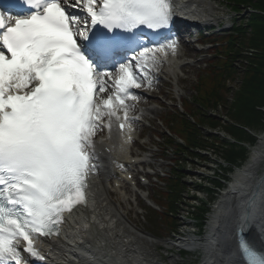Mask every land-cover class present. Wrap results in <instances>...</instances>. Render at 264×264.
Listing matches in <instances>:
<instances>
[{"label": "snow or ice", "instance_id": "6c2138e0", "mask_svg": "<svg viewBox=\"0 0 264 264\" xmlns=\"http://www.w3.org/2000/svg\"><path fill=\"white\" fill-rule=\"evenodd\" d=\"M0 9V264H32L45 260L36 241L59 237L66 214L87 208L98 132L111 134L114 121L131 130L132 90L158 53H175V37L153 47L137 34L169 30L176 4L3 0ZM240 249L247 264H264Z\"/></svg>", "mask_w": 264, "mask_h": 264}, {"label": "rangeland", "instance_id": "374dc122", "mask_svg": "<svg viewBox=\"0 0 264 264\" xmlns=\"http://www.w3.org/2000/svg\"><path fill=\"white\" fill-rule=\"evenodd\" d=\"M215 6L219 7L223 11L230 12V10H229L230 6L223 3L222 0H216ZM227 8H228V10H227ZM248 15H249L248 9L244 8L242 10V14H241V18H244V20L242 19L240 21H242V23H244V22L246 23ZM183 49L187 54L191 55L192 58L184 60V62L186 64H189V65H187L184 69L181 70L183 73L178 70L177 77L179 79H182V80H181V82L177 83L178 87L173 88L175 93H173V94L170 93V95L165 97L164 93L169 92V91L163 87V83L161 82L158 92L155 94H152L151 97L148 98L149 103H151L153 105V108L157 109L158 113H157V115H154L155 119L148 123L147 129H142L140 131L142 133L144 132L145 137L149 138L151 141H154V143L162 141L164 134L168 133L170 130L169 127L167 129L168 121L166 122V120L168 118L167 114H169L171 111L175 112V108L172 107L171 103L177 104V103H179V100H182V102L184 103V106H185L186 100H189L193 103L194 98L197 94L198 79L199 80H201V78L211 79V77L213 75V71H210L211 69L207 70L205 73L202 72L201 69L204 68V65H202V63L207 61V57H204L205 56L204 54L201 56L195 55L197 53V51L193 45H190V39L186 38L184 40V48ZM195 56H197V57H195ZM236 66L239 69V72H238L239 76L236 77L235 79H232V80L229 79L226 81V87L227 88H225L223 90L224 100L222 102V106H219L217 109H213L210 107L209 109H207V112H208V113H206L207 115L211 114L213 116L220 118L221 120L222 119L228 120V121L230 120V118L227 114V110L229 108V106L227 104L229 102L231 105L233 93H235L239 89V84H241L242 75L244 73L243 69H241L242 68L241 63L236 64ZM179 75L182 76V78H180ZM166 84L168 85L167 87L169 89L172 88L171 84L169 82H166ZM205 87H209V85L205 84ZM179 95L181 97H179ZM169 96H171L173 99H175L174 102L173 101L171 102L169 100ZM164 101H166L168 103L170 102V105L165 106ZM252 102L253 101H251V103ZM185 113L191 114V112L189 110H187V108L185 110ZM175 115H177V114H175ZM257 115H259V118L254 120V121H251V113H250L248 122H249L250 126L252 128H254L252 132L260 135L261 132L264 131V112H262V111L258 112ZM164 122H166V123H164ZM231 122H234V121H231ZM215 132L216 133H219V132L222 133V129H217ZM157 136H159V138H157ZM233 136L239 140H247L248 139L247 137H243L241 134L235 133ZM155 147H153V151L151 153H148L147 155L151 154V157H148V160L150 161V164L152 165V167H154L153 171L157 172L160 176L161 175L166 176V177L171 176V178L178 177L180 180L183 179L184 181H187V180L194 179V178H192L193 175H191V173L196 174L195 173L196 171H199L203 174H209V175L213 174V172L211 170L207 169V167L204 166L205 164L206 165L209 164V165H212L214 167L216 166L215 164H212L209 161L210 158L213 160L218 158V157H215V155L213 153L208 154L207 158L205 157L203 159H200L197 157H187L186 158L187 160L184 161L181 156L176 155L177 147L174 145L168 146V149H169L168 156L161 155L162 152H159V150L161 151V147L159 148L158 145H156ZM218 156H219V153H218ZM220 157H224V156L220 155ZM225 158L228 162H232V163L235 162L236 164H241L240 162H243L246 159V157L244 155H242V152L235 147L228 149V151L226 152ZM219 159H221V158H219ZM180 161H181V163H179ZM243 165H245V163ZM182 168H185V170L183 172H181ZM175 169H178L179 171L174 172L173 170H175ZM197 179H200V178L198 177ZM166 183H167V181H165V183L159 182L158 184H155L152 188H148V190L152 194L151 196L154 199L159 196L161 191L166 190ZM189 188H191V187H189ZM189 188H188V190H189ZM187 191L185 192L184 195H187ZM141 206L144 207L145 206L144 203H141ZM129 209H131V207H129ZM139 212H141V210H139L138 208H135V214H132V213L130 214V216L133 219H137L139 221V223L141 224V226L139 225L140 228H137V230L139 232L145 234V235L151 233L153 235L158 236L159 238H161V240H155L156 244H160L161 247L168 246L169 244L167 243V241H168V238L170 236V230L167 228V225L165 224V221L163 220L161 215L156 216V214L154 213L155 216L152 217V213H149V216H148L145 212L143 214L139 215L138 214ZM153 220H154V223L152 222ZM178 221L180 224V219H178ZM121 223H118V224H121ZM128 226L129 225H122V227L120 229H116L117 234L122 235L123 234L122 231L127 232ZM141 227H142V229H141ZM114 231H115V229L113 230V232ZM125 236L129 237L128 234H126ZM127 237H124L126 241L129 239ZM130 239L134 243L137 242V244H135L133 246V250H135L139 253H150L152 255L157 256L158 258L156 261H158V264H175V263H173V260H176V261L181 260L178 255H175V258H172L171 254H168L164 250L151 249L147 240H140L139 241V240H137L138 239L137 237H131ZM150 243H152V242L150 241ZM169 247H171V246H169ZM176 253H178V252H176ZM166 256H168L167 260L162 259L163 257H166ZM142 257H143V255H142ZM153 258L154 257H152V260H153Z\"/></svg>", "mask_w": 264, "mask_h": 264}, {"label": "bare ground", "instance_id": "6f19581e", "mask_svg": "<svg viewBox=\"0 0 264 264\" xmlns=\"http://www.w3.org/2000/svg\"><path fill=\"white\" fill-rule=\"evenodd\" d=\"M203 3L206 8H211V4H209L208 1L205 0ZM148 112L151 114H155L156 111L148 109ZM128 148L129 147H126L124 144H115L114 146L113 159L114 161L116 160L124 164L121 167L127 166L125 164L132 160L131 153ZM261 156V152H257L251 155L250 161L242 171L243 174L238 176L233 190H229L230 192H227V195L224 197V202H221L220 209L222 215L220 216V219L222 220L220 222V229L218 231L216 230V234H220V238L223 242L219 245L221 247L220 250L214 253H208L209 258L214 261L213 264H222L226 263V261L227 264H240L235 260H229V256L231 254H234V247L232 245L231 237L233 228L236 225H243L244 229L246 228V226L250 225V221L249 223L245 222L246 224H244L243 216L246 213H248L249 216L254 214L258 215V217L260 218L259 224L262 225L261 228L264 231V173L260 176L255 175V172H257L256 167L258 165V162L261 160ZM113 175L114 172H112V170L108 166L103 168L102 177L104 181L110 179ZM246 175H253L252 177L255 180H252L250 176L249 180L251 181L246 183ZM117 182L122 185V182ZM124 190L125 193L123 192L122 194L121 192V194L119 195L116 193V191H110L112 194L117 195V200L114 201L109 198L108 193L105 191L104 187L98 185L93 191L95 199L92 200V205L90 206L94 210L92 219H96V221H98L101 216L107 217L108 215L112 214L114 215V217H117L119 214L123 217L125 223H127L131 228L137 231V229L134 228L133 224L127 218L129 217V211L126 212L125 207H123V201L126 200V196H129V193H127V187H124ZM110 192L109 194H111ZM145 196L146 200L148 201L146 202L153 205L151 199L148 198L147 195ZM241 199L244 204L241 206V208L243 209L240 210L237 208V206H233V204L230 202V200H234L233 202L237 204L236 202H240ZM121 207L123 210H125L127 217H125L124 214L121 213ZM131 211L134 212L135 210L132 208L130 212ZM88 217L89 216L87 215L86 218ZM73 219L75 220V217ZM73 219H71V222H73ZM223 219L225 220L223 221ZM224 230H227L228 237L223 234ZM68 231L71 232L70 229ZM211 241L212 244L218 242L215 240V237L212 238L210 242ZM181 242L183 243V241ZM87 243L89 244V246L73 250H70V247H68V245H66V243L64 242L63 245L60 243H53L52 246L55 247V250L60 253L63 260H68L70 257H73L74 259L78 260V264H119L113 253L112 246L113 244H115L114 241H104L103 235H101L98 231H94L87 237ZM192 244L193 242L187 241L185 243V246L189 247ZM212 244L210 243V245ZM155 247H157V245H151V248ZM208 248H210V246Z\"/></svg>", "mask_w": 264, "mask_h": 264}, {"label": "trees", "instance_id": "16d2710c", "mask_svg": "<svg viewBox=\"0 0 264 264\" xmlns=\"http://www.w3.org/2000/svg\"><path fill=\"white\" fill-rule=\"evenodd\" d=\"M235 4L237 5H246V6H252L255 9L264 12V0H236ZM250 28L253 32V37L250 39L249 46L255 47L257 49H261L262 54L259 60L257 61V65L253 70H249L247 75L251 76L246 81V92H251V97L254 99L253 102H248L246 104L245 110H248L247 112L251 113V121L254 119H258L259 115L258 112L255 109L256 103L255 101H262L264 103V16L260 15H252L250 18ZM239 46L241 44L239 43ZM237 55H240L239 52H237ZM226 75H234L237 73L236 70H227L224 72ZM248 82V83H247ZM216 87V86H215ZM211 99H217L220 96L219 88L213 89L211 93L209 94ZM205 108V105L203 106ZM199 112V111H198ZM200 119L203 120V123L210 124L212 126H219L220 123L216 119H212L210 116H207L205 114H201L199 112ZM240 121H248V118H244L240 115L238 117ZM186 129L189 132V135H185L187 141L191 142V144L194 147L202 146L204 144L203 140L200 139V131L198 128H195L189 124H187ZM242 155H244V151H241Z\"/></svg>", "mask_w": 264, "mask_h": 264}]
</instances>
